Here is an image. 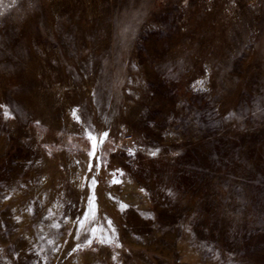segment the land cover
I'll return each mask as SVG.
<instances>
[{"label": "rangeland", "instance_id": "1", "mask_svg": "<svg viewBox=\"0 0 264 264\" xmlns=\"http://www.w3.org/2000/svg\"><path fill=\"white\" fill-rule=\"evenodd\" d=\"M0 264H264V0H0Z\"/></svg>", "mask_w": 264, "mask_h": 264}, {"label": "snow or ice", "instance_id": "2", "mask_svg": "<svg viewBox=\"0 0 264 264\" xmlns=\"http://www.w3.org/2000/svg\"><path fill=\"white\" fill-rule=\"evenodd\" d=\"M153 155H155V153H153ZM114 182H116V181H114ZM141 191H143V189H141Z\"/></svg>", "mask_w": 264, "mask_h": 264}]
</instances>
